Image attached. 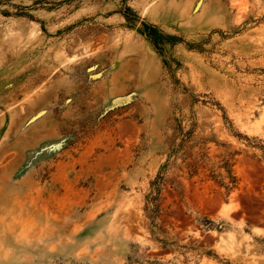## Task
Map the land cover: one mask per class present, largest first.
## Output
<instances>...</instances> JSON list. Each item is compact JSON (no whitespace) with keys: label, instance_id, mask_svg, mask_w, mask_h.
Wrapping results in <instances>:
<instances>
[{"label":"rangeland","instance_id":"rangeland-1","mask_svg":"<svg viewBox=\"0 0 264 264\" xmlns=\"http://www.w3.org/2000/svg\"><path fill=\"white\" fill-rule=\"evenodd\" d=\"M126 5L0 0V264H264V0Z\"/></svg>","mask_w":264,"mask_h":264},{"label":"trees","instance_id":"trees-1","mask_svg":"<svg viewBox=\"0 0 264 264\" xmlns=\"http://www.w3.org/2000/svg\"><path fill=\"white\" fill-rule=\"evenodd\" d=\"M124 3V8H123V14L125 15L126 18H128L129 15L134 16L132 10L126 5L127 0H122ZM142 25L147 26L145 22H142Z\"/></svg>","mask_w":264,"mask_h":264}]
</instances>
